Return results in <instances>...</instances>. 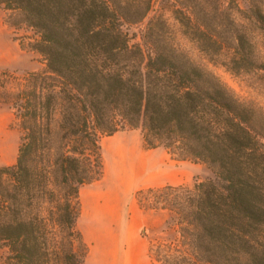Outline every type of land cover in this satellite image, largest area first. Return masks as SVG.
Segmentation results:
<instances>
[{"label": "trees", "instance_id": "16d2710c", "mask_svg": "<svg viewBox=\"0 0 264 264\" xmlns=\"http://www.w3.org/2000/svg\"><path fill=\"white\" fill-rule=\"evenodd\" d=\"M0 8L20 47L45 65L0 68V103L20 131L15 161L0 166V264H84L80 187L102 175L99 138L135 128L146 148L214 173L135 191L140 209L170 213L175 232L149 242L150 258L264 264V109L176 39L232 72L264 71V0H0Z\"/></svg>", "mask_w": 264, "mask_h": 264}, {"label": "rangeland", "instance_id": "374dc122", "mask_svg": "<svg viewBox=\"0 0 264 264\" xmlns=\"http://www.w3.org/2000/svg\"><path fill=\"white\" fill-rule=\"evenodd\" d=\"M241 6L247 5V0H237ZM3 10L0 8V47L4 54L0 55V68L23 74L27 71L44 69L41 55L33 50L20 47L13 38V28L3 21ZM153 14L148 13L144 20L130 28L138 35L146 20ZM171 22H174L170 18ZM28 31L25 28L17 30L21 36ZM177 41L188 52L195 62L215 73L242 101L264 109V71L252 70L232 72L221 64L208 61L180 33ZM18 81L9 79V84L15 86ZM20 131L8 104L0 103V166L9 165L15 161L19 143ZM101 146L103 172L96 181L83 184L81 189L99 188L102 193L97 203L92 199L94 191H82L80 197L81 210L77 218V228L82 233L88 245L85 264H110L111 248L124 247L126 243L143 242L148 255L149 242L154 238L169 240L174 238L172 229H163L145 224L143 209L135 200V191L139 188L132 180H152L150 176L157 174V166L170 165L163 172V180L173 179V172L182 174V180L192 184L196 180L214 177L213 171L205 164L191 160H177L167 154L163 147L146 148L139 129H124L111 135L99 138ZM148 167L149 170L144 168ZM180 179V178H179ZM180 179V180H181ZM171 221L168 216L167 222ZM5 249L0 251L1 256ZM152 260V259H151ZM153 262V260H152Z\"/></svg>", "mask_w": 264, "mask_h": 264}, {"label": "crops", "instance_id": "0c3cea01", "mask_svg": "<svg viewBox=\"0 0 264 264\" xmlns=\"http://www.w3.org/2000/svg\"><path fill=\"white\" fill-rule=\"evenodd\" d=\"M4 53H5L4 50L0 47V55ZM167 168L172 169L170 165H167V167L166 166L163 167L162 163H159L157 166L159 172L157 174L150 176L152 180H132V181L138 187H149V186L157 187L165 184L177 185V184L189 183V180H182L181 179L182 174L177 171H174L172 173L173 174L172 178L177 180H163L164 177L166 176V174L164 175L163 172H167ZM144 169L149 170L148 167H145ZM81 187L79 190L80 197L81 196L83 197L82 191H86V190L94 191L92 199L95 203L98 202L99 197L101 196L102 193V191L99 188L92 187L83 190L81 189ZM143 213L145 215V220H144L145 224H152L153 226L159 228L160 230L167 229V220H168V216H170V213L167 210L164 209L143 210ZM108 253L110 254V264H157L154 261L152 262L151 258H148V256H146V244L143 242H135L133 244L126 243L124 247L111 248L110 252Z\"/></svg>", "mask_w": 264, "mask_h": 264}]
</instances>
